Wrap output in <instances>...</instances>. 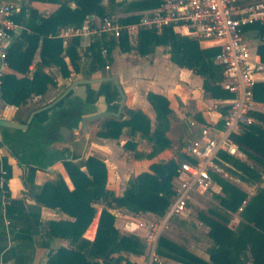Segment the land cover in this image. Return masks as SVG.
<instances>
[{
    "label": "trees",
    "instance_id": "trees-1",
    "mask_svg": "<svg viewBox=\"0 0 264 264\" xmlns=\"http://www.w3.org/2000/svg\"><path fill=\"white\" fill-rule=\"evenodd\" d=\"M40 1L57 3L58 7L45 16L31 6H22L14 15V21L24 28L8 47L5 62L20 75L4 73L0 77L1 96L10 105L24 104L32 96L43 94L49 84L56 83L54 78L43 70L45 66H55L63 77H68L71 72L81 71L77 50L79 39L74 38L72 44L64 49L61 40L54 37L59 26L63 24L81 26L88 15L105 18L123 5L125 7L120 10L123 15L119 21L123 24H133L138 22L139 12L158 7L161 3V0H107L108 6H105L104 0ZM253 25L258 29L257 37L263 40L257 46V52L264 62V24L257 22ZM39 44L41 61L29 77V66ZM114 45L122 52L135 51L141 56L154 52L157 46H164L173 63L189 68L203 77V89L213 98L233 97L230 91L221 86L223 68L213 60L218 52L217 47H202L196 39L179 34L171 27H165L160 32L141 29L134 43H130L126 32L118 39L113 37L105 39L102 35L89 44L85 53L90 72L104 69L107 62L112 60L111 51ZM102 47L107 49L105 57L101 53ZM64 50L67 61L62 54ZM252 92L256 101L264 103V82L255 83ZM147 100L156 114L153 130L149 118L142 111L128 109L127 118L105 119L97 135L116 139L124 128H128L131 135L139 132L152 143V151L148 154L136 152L137 156H152L167 147L169 140L166 131L169 128L168 114L171 112L169 100L166 96L151 91L147 93ZM252 115L259 122L243 126L240 133L231 134V139L239 150L258 165V168L225 151H220L216 159L219 165L248 183L261 181L264 170V113L253 112ZM78 119L79 116L76 115L73 121L76 122ZM124 147L135 149V143L127 141ZM31 157L33 163L28 164L27 174L22 176V182L26 187L33 182L35 171L45 167L44 151L35 150L31 152ZM20 163L24 169L26 166L22 161ZM63 164L74 188L70 190L62 180H57L45 183L35 194L37 201L49 207H60L72 217L48 221L43 229V234L68 238L71 243L70 248L60 247L50 254L48 263L136 264L121 253L141 255L144 244L134 234H121L114 225L115 217L108 208L119 207L136 214L152 212L163 216L174 195L172 178L178 174V163L173 159L152 163L149 171L141 172L129 180L122 195H116L106 187L107 170L102 160L89 156L85 160L87 173L69 159H64ZM4 168L8 178L10 168L6 163ZM213 176L225 195L219 197L220 205L232 212L242 208L241 216L245 221L243 228L236 235L222 222L201 215V219L210 228L208 236L212 240L208 260L187 250L164 234H160L157 239L156 253L183 264H264V186L257 188L256 194L242 206L247 197L246 193L220 176L214 174ZM96 204L104 207L100 211L95 237L88 240L83 237V233L96 214Z\"/></svg>",
    "mask_w": 264,
    "mask_h": 264
},
{
    "label": "crops",
    "instance_id": "crops-1",
    "mask_svg": "<svg viewBox=\"0 0 264 264\" xmlns=\"http://www.w3.org/2000/svg\"><path fill=\"white\" fill-rule=\"evenodd\" d=\"M0 2L13 4L17 8L16 13L20 11L22 6H31L45 16L52 13L58 7L57 3L40 0H0ZM71 5L73 6L74 4L72 3ZM103 5L108 6V1L104 0ZM122 15L113 13L107 17H113L119 20ZM88 16L81 26L71 24L59 26L54 35V37L61 40L64 49L72 44L74 38L79 39L77 50L80 56V64L88 61L85 57L87 48L98 37L93 34L79 35L69 37L65 40L58 36V32L65 25L72 27H82L84 25L94 26L100 19H103L95 15H92L91 18ZM23 28V25L16 23V28L11 34V44ZM257 31L258 29L251 24L246 28L244 35L251 50L255 52H257V46L263 41L257 37ZM179 34L187 35L185 33ZM104 36L105 39L110 38L107 35ZM136 38L129 39L130 43H134ZM198 43L202 47H207L203 43ZM160 47L157 46L154 52L150 54H154ZM40 48L39 44L34 52L32 62L29 66V77L35 70L36 65L40 64ZM130 52H122L117 45H114L111 51L112 60L107 62L105 66L109 67L113 64L111 73L108 74H100L103 69L90 72L89 68L85 69L82 66L80 72H71L68 77H63L55 66H45L43 70L53 77L56 83L49 84L43 94L32 96L24 104L17 106L7 104L3 100L0 92V176L3 170L6 171L4 168L5 163L10 168V175L6 182L2 185L0 182V264H49L48 259L50 254H53L60 247H71L68 238L47 236L43 234V229L46 227L48 221L66 220L72 219V217L60 207L46 206L35 198V194L47 182L62 180L70 190L74 188L63 164L64 159L71 160L85 173H87L85 160L89 156L102 160L107 170L106 187L114 191L116 195H122L128 184L127 181L141 172L149 171V166L152 163L165 162L170 159L179 163L183 158L182 156H184V146L198 134L202 125H222V116L227 110L228 99L213 98L209 92H206L203 89V77L201 75L196 74L189 68L181 67L173 63L169 58L168 52L167 64H141L135 60V56L131 57L128 54ZM62 54L67 61L65 50ZM119 56L125 57H121V59H126L129 56V59L125 61L126 64L114 63V61L118 63ZM1 64L2 62L0 60L2 75L4 73L20 75L9 68L7 64L5 66ZM106 76H115L125 94L124 104L126 107L124 108L123 105L119 116L123 113L125 116L122 118H127L128 109L140 110L152 120L153 126H151V130L155 128L156 114L152 105L147 100V93L151 91L168 98L169 106L173 109V120L171 122L169 121V128L166 131V137L169 140L167 147L152 156H137L136 152L148 154L152 151V143L149 139L137 132L136 135L141 136L139 143L137 141L127 140L135 143V149L125 148L124 144L126 141L122 143L121 147L128 152L121 157H116L115 153L120 150V147H114L112 144L116 139L103 138L97 135L103 121L114 116L97 119L101 120L99 124L93 123L97 120L88 123L87 131L80 128L81 124L79 122L73 130L74 135L69 140L62 139L59 136L57 128L66 124L60 108L64 106L67 92L71 90H73V95L80 97L84 95V91L86 90L87 98L95 104V111L97 108L101 111L116 110L115 108L120 100V96L112 80H101L86 85L83 83L76 84L83 78H103ZM255 80V83L264 82V73L255 74ZM84 85L86 89H84ZM62 96L63 98H61ZM258 103L264 104L262 102ZM254 112L264 113L261 111ZM119 116L115 118H119ZM2 121L26 123L27 129L17 131L13 128L3 126ZM257 122L259 121L257 120ZM38 124L48 125L49 131L48 136L38 149H41L46 154L44 160L45 167L35 171L33 182L29 187H26L22 182V176L23 174H27L28 164L33 163L31 152L35 151L29 150V146H32L33 142L28 137V132L35 130ZM172 130L173 134L171 133ZM91 133H94L96 138L100 140L93 141L91 139ZM122 134L128 137H134L135 135L129 134L128 128H124ZM146 142H148L147 146ZM236 158L250 163V160L248 161V157L243 152L241 156ZM21 161L26 166L24 169L21 167ZM220 173L213 174L219 176L221 175ZM213 179L214 184L209 191L192 192L188 209L172 217L178 218L173 223V228L170 226L172 233L169 236L165 235L206 260L209 259L208 251L212 245V240L208 236L210 228L201 219V215H204V213H198L197 219L188 218L190 217L188 215L192 209L190 204L194 201V195L203 194L204 196H210L211 192L216 189L217 184L214 176ZM236 180L240 184L241 190L244 188L252 190L249 196L250 198L256 194L257 188L264 186V172L262 173L261 181L256 183H248L237 177ZM4 185L5 187H2ZM7 206H9L8 212L6 210ZM103 207L101 204L95 205L96 214L83 233L84 238L88 240L94 239L98 218ZM108 210L115 216L114 225L121 234H134L141 240L146 236L145 224L149 222H146L144 217L154 215L152 212L136 214L119 207L108 208ZM241 210L242 208L239 209V212ZM168 221L165 223V226ZM93 227L94 230L91 232ZM121 254L136 264H154L155 262L162 264H183L176 259L158 255L156 253V246L154 249L155 258H153L149 243L141 255L124 252Z\"/></svg>",
    "mask_w": 264,
    "mask_h": 264
},
{
    "label": "built area",
    "instance_id": "built-area-1",
    "mask_svg": "<svg viewBox=\"0 0 264 264\" xmlns=\"http://www.w3.org/2000/svg\"><path fill=\"white\" fill-rule=\"evenodd\" d=\"M16 11L13 4L0 2V60L4 66L11 34L16 28ZM257 22L264 24V0H161L158 7L140 12L138 22L133 24H123L116 18L105 17L94 26L65 25L58 32V36L65 40L91 34L118 39L123 32H126L128 39H135L141 29L160 32L165 27H171L207 47L218 48L213 60L222 66V86L233 97L228 99L222 125H202L198 134L184 146V158L178 163V179L172 200L160 220L145 224L153 258L165 223L188 209L192 192H207L213 186V173L222 171L216 162L219 152L225 151L235 157L242 155L231 134H238L243 126L256 123L252 115L254 111L264 112V104L258 103L252 92L255 74L264 73V62L258 52L251 50L244 37L246 28ZM101 53L106 56L107 49L102 47ZM6 180V171L3 170L1 185Z\"/></svg>",
    "mask_w": 264,
    "mask_h": 264
},
{
    "label": "rangeland",
    "instance_id": "rangeland-1",
    "mask_svg": "<svg viewBox=\"0 0 264 264\" xmlns=\"http://www.w3.org/2000/svg\"><path fill=\"white\" fill-rule=\"evenodd\" d=\"M124 7H125V5L116 8V11L114 13H116V15L122 14V12L120 10H122ZM128 54L131 57L135 56L136 57L135 60H137V62H139L141 64H167V62H168L167 50H166V47H164V46H161L159 49H157L154 54H150V55L145 56V57H142L141 55H139L136 52H130ZM119 55H121V54H119ZM119 57L120 58H119L118 63H116V61H114L115 64H126L125 61H127L129 59V56L126 57V59H121V57L123 58L124 56H119ZM131 60H133V59L131 58ZM87 64H88V61H84L81 64V66H83L85 69H87L88 68ZM112 65L113 64H111V66H109V67H104V69L102 70V72L100 74L111 73ZM125 107H126V105L124 104V108ZM123 116H125V114L122 113L119 116V118H122ZM168 116H169V121L171 122L173 120V109H171V112L168 114ZM100 122H101V120H97V121H95L93 123L94 124H99ZM150 124H151V126H153V123H152L151 119H150ZM179 128H181V127H179ZM171 133L173 134V130L171 131ZM28 137L33 142V145L29 146V150H31V151L32 150H36L37 151L39 149V146H38L39 145V140L37 139V133H35V130L29 131L28 132ZM140 137L137 136L136 134L134 135V137H132V136L128 137L127 135L122 134L120 137L116 138V140H114L113 143H112L114 145V147H116V146L120 147V150L115 153L116 157H121L126 152H128V151H125V149L124 150L122 149V147H121L122 143L126 142L127 140H133V141H137L139 143ZM91 139L93 141H99L100 140V139L96 138L94 133H91ZM147 144H148V142H146V146H147ZM248 161L250 162L249 164L251 166H254L255 168H258V165L252 159L248 158ZM263 172H264V170H262V173ZM220 174L221 175H219V176L221 178H223L224 180H227L228 182H230L231 184L236 186L238 189H240L241 186L238 183V181L236 180V175H234L230 171L226 170L224 167H222V172ZM131 179L132 178H130L129 180H131ZM177 179H178V174L172 178V188H173V190H174L175 185L177 184ZM129 180L127 181V183L129 182ZM216 184H217V187H216V189L214 191L211 192L210 196H204L203 194H197V195L193 196L194 201H192L191 204H190V207L192 209H191V211H190V213L188 215L190 217H188V218H196L197 219L198 218L197 217L198 213H204L205 216H207L209 218H213L215 220H218L219 222H222L223 224H225L226 226L231 228L234 231V233L237 235L239 233V231L243 228V225L245 223L244 219L241 216V211L239 212V209H238L237 211L232 212V211H229V210H227L226 208H224V207H222L220 205L219 197H223L225 195L222 192L220 185L217 182H216ZM241 191L245 192L246 195H247L245 201H243V203H242V206H245L246 202L252 197L251 196L249 198L250 193H251L252 190H248L247 188H244ZM172 197H171L170 201L172 200ZM153 214L154 215H152V216L144 217L146 222L147 221H153V220H159L162 217V215H158V214H155V213H153ZM177 218L178 217L170 218V220L168 221L167 225L164 227V229H163L161 234L169 236L170 233H172V231L170 229V226L173 228V223L177 220ZM141 241L144 244V251H145L146 247L148 246V241H147L146 236L144 238H142ZM208 243L210 244V242H208ZM146 264H148V263H146ZM154 264H162V263L155 262Z\"/></svg>",
    "mask_w": 264,
    "mask_h": 264
},
{
    "label": "flooded vegetation",
    "instance_id": "flooded-vegetation-1",
    "mask_svg": "<svg viewBox=\"0 0 264 264\" xmlns=\"http://www.w3.org/2000/svg\"><path fill=\"white\" fill-rule=\"evenodd\" d=\"M108 77V76H106ZM94 78H83L80 80H90ZM76 84H82V82H78ZM86 84H92L86 83ZM85 84V85H86ZM84 85V89L85 88ZM60 111L62 113V116L65 120V125H61L57 128L58 134L62 139L69 140L74 135V128L77 127L78 123L81 121V117L84 114L95 112V104L94 102L90 101L86 96V90L84 91V95L82 97L73 95V90L70 92H67V98L65 99L64 106L60 108ZM78 115L79 119L78 121L74 122L75 116ZM97 120V119H94ZM89 120L86 122L87 129L84 128V126L81 124L80 128H83L84 130H88V123L94 121ZM9 128V127H8ZM19 130V129H15ZM48 125L46 124H38V126L35 128V133H37V139L39 140V145L42 144L44 139L48 136Z\"/></svg>",
    "mask_w": 264,
    "mask_h": 264
},
{
    "label": "water",
    "instance_id": "water-1",
    "mask_svg": "<svg viewBox=\"0 0 264 264\" xmlns=\"http://www.w3.org/2000/svg\"><path fill=\"white\" fill-rule=\"evenodd\" d=\"M89 18L92 17V15L88 16ZM101 80H112L114 82V84L116 85V88L118 90L119 96H120V100L117 104V107L115 108L116 110H106V111H101L99 108L96 109L95 112H91V113H87L82 115L81 117V124L84 126L85 129H87L86 126V122L89 120H94V119H99L102 117H107V116H114V117H118L122 107L124 105L125 102V94L117 80V78L115 76H108V77H103V78H94V79H90V80H79L80 82H82L83 84L86 83H95V82H99ZM64 96V94H63ZM63 96L61 98H63ZM2 125L5 127H9V128H13V129H19V130H26L27 129V124L26 123H19V122H14V121H2Z\"/></svg>",
    "mask_w": 264,
    "mask_h": 264
},
{
    "label": "bare ground",
    "instance_id": "bare-ground-1",
    "mask_svg": "<svg viewBox=\"0 0 264 264\" xmlns=\"http://www.w3.org/2000/svg\"><path fill=\"white\" fill-rule=\"evenodd\" d=\"M93 230H94V227L92 228L91 232H93Z\"/></svg>",
    "mask_w": 264,
    "mask_h": 264
}]
</instances>
